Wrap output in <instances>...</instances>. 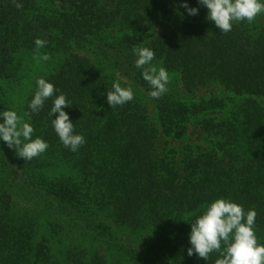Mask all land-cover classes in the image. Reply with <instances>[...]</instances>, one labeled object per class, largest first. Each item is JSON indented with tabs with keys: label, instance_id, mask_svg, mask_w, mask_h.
Segmentation results:
<instances>
[{
	"label": "trees",
	"instance_id": "16d2710c",
	"mask_svg": "<svg viewBox=\"0 0 264 264\" xmlns=\"http://www.w3.org/2000/svg\"><path fill=\"white\" fill-rule=\"evenodd\" d=\"M17 2L0 0V112L16 111L49 147L25 161L0 140V264H215L219 253L188 249L191 223L221 198L256 210L264 244V25L222 34L198 0ZM37 38L50 60L34 59ZM137 46L187 97L148 95ZM40 62L57 91L33 113L37 84L23 108L22 94ZM116 81L134 99L113 109ZM211 85L230 96H195ZM61 93L86 140L75 152L49 115ZM191 124L208 145L190 142Z\"/></svg>",
	"mask_w": 264,
	"mask_h": 264
},
{
	"label": "clouds",
	"instance_id": "9594fccd",
	"mask_svg": "<svg viewBox=\"0 0 264 264\" xmlns=\"http://www.w3.org/2000/svg\"><path fill=\"white\" fill-rule=\"evenodd\" d=\"M17 9L23 7L22 3L12 0ZM199 4L207 8L206 19L213 22L222 34H227L234 23L246 21L253 23L257 16L264 15V0H198ZM182 7L187 9L189 15H197L199 9L189 7L185 2ZM47 41L37 38L35 40L36 54L34 59L48 61L51 56L40 54L39 50ZM136 55L135 67L142 69V77L150 86L148 95L153 99H160L169 89V73L164 67L152 64L155 59L153 50L147 47H134ZM37 90L28 107L31 112L38 113L49 98H52L57 89L55 85L45 78L36 81ZM134 99L132 88L122 87L119 81L113 83L107 92V103L115 109ZM65 107H71L66 95L61 93L55 97L49 113L54 117L52 126L60 141L66 148L75 152L86 143L85 137L75 134L74 123ZM28 115V113H25ZM0 140L6 142L8 148L14 149L19 158L32 161L43 154L49 147L42 138L33 139L34 128L14 110L0 112ZM205 211L191 223L190 244L188 255H198L205 260L213 252L219 253L221 258L215 264H264V244L259 243L255 234V222L258 213L255 209L245 211L242 205L228 199H217L205 205Z\"/></svg>",
	"mask_w": 264,
	"mask_h": 264
},
{
	"label": "rangeland",
	"instance_id": "374dc122",
	"mask_svg": "<svg viewBox=\"0 0 264 264\" xmlns=\"http://www.w3.org/2000/svg\"><path fill=\"white\" fill-rule=\"evenodd\" d=\"M256 23L260 24V25H264V15H259L256 18ZM45 70V65L43 63H39V64H35L33 67V71L30 74V78H28L27 80V88H24L23 94H22V108L24 107L23 105L25 104L27 98L30 96V93L34 90L35 88V84L36 81L39 77L42 76L43 71ZM169 78H170V83L167 85L168 87V91L167 93L170 94H174L177 96H186V93L184 92L183 86L180 82V77L178 74H169ZM215 94L219 97H228L230 96L222 87H220L219 85H211L208 86L206 88H202L201 90H198L196 93V97L200 98V97H210V95ZM189 139L190 142L195 143L196 145H200V144H206V141L204 140V136L202 135L201 132H199L197 129L194 128V124H191L190 126V134H189ZM163 142H166L164 140H162ZM173 145V142L171 143ZM185 144V142H179L176 145L177 146H183ZM208 145V144H206ZM73 245L77 244V239L74 238V240L72 241Z\"/></svg>",
	"mask_w": 264,
	"mask_h": 264
}]
</instances>
